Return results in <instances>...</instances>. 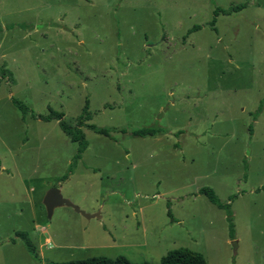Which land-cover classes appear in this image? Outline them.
<instances>
[{
    "label": "rangeland",
    "instance_id": "rangeland-1",
    "mask_svg": "<svg viewBox=\"0 0 264 264\" xmlns=\"http://www.w3.org/2000/svg\"><path fill=\"white\" fill-rule=\"evenodd\" d=\"M240 5L214 32V10ZM0 69V264H159L180 248L264 264V0H0ZM12 99L73 127L87 101L86 124L116 132L81 128L75 161L57 122ZM151 127L163 132L131 135ZM203 188L230 204L233 237ZM51 189L100 218L48 219ZM19 232L38 258L9 244Z\"/></svg>",
    "mask_w": 264,
    "mask_h": 264
},
{
    "label": "trees",
    "instance_id": "trees-1",
    "mask_svg": "<svg viewBox=\"0 0 264 264\" xmlns=\"http://www.w3.org/2000/svg\"><path fill=\"white\" fill-rule=\"evenodd\" d=\"M245 9L244 5L231 7L227 10H222L220 8H216L213 12V20L210 23L211 28L214 32L215 29V23L216 18L220 15L222 16H232L235 14L240 13L242 10ZM199 27H194L192 30L188 31V34H192L193 32L198 31ZM0 76L1 77H10V73L8 71H4L3 69H0ZM12 105L18 109L23 116L30 115V117L34 120H39L44 123H50L52 121H55L58 123V127L61 130V132L72 142L77 144V155L75 157V161H78L81 157V155L86 151L88 148V143L85 140V136L83 132L81 131V128L85 127L88 130L92 131L96 135L105 137L107 139L112 140V133L116 132V129H106V128H98L94 125H87L86 122L89 121V113H88V102H85V106L82 111V115L77 119L76 126H70L64 121V115L62 113H57L52 110H49L48 115L46 116H40L36 115L33 112H31L23 103L12 99L11 101ZM258 114H260V108L254 115V121L256 120ZM250 136L252 135V128L249 127L248 129ZM163 132L161 128L151 127L147 129H141L137 131H133L131 135L133 137L137 138H153L157 134ZM123 134L125 132H122ZM0 169H1V163H0ZM66 178V177H65ZM264 192V185L259 188L256 192ZM199 194L207 199V201L217 207L220 210H223L226 214V221L228 222V229L230 232V237H233V216L230 209V204H223L221 203L218 198L215 196L214 192L211 189L203 188L199 191ZM235 199V197H231L229 201H232ZM168 217H170V212H168ZM20 240L27 252L32 255L34 258H38L37 254V248L32 244V242L29 240L28 235L25 233H16L15 238L11 239L9 242L13 245L16 244V241ZM63 264H133L129 262L124 257H118L116 259H108L104 257L99 258H91L86 260H78V261H72L68 263ZM159 264H207L204 257L197 253L190 251L188 249L180 248L177 250H173L168 252L165 256H163L160 259Z\"/></svg>",
    "mask_w": 264,
    "mask_h": 264
},
{
    "label": "water",
    "instance_id": "water-1",
    "mask_svg": "<svg viewBox=\"0 0 264 264\" xmlns=\"http://www.w3.org/2000/svg\"><path fill=\"white\" fill-rule=\"evenodd\" d=\"M42 204L46 210V214H47V218L51 219L53 212L55 209L58 208H70L72 209L75 213L80 214L81 216H83L86 219H93V218H97L99 219V214H95V215H88L85 214L83 211H81L78 207L74 206L71 202H69L68 200L64 199L61 196V193L59 191V189H51L49 190L42 201Z\"/></svg>",
    "mask_w": 264,
    "mask_h": 264
},
{
    "label": "crops",
    "instance_id": "crops-1",
    "mask_svg": "<svg viewBox=\"0 0 264 264\" xmlns=\"http://www.w3.org/2000/svg\"><path fill=\"white\" fill-rule=\"evenodd\" d=\"M17 243H18V242H16V244H15V245H17ZM9 244H10L11 246H15V245L11 244L10 242H9Z\"/></svg>",
    "mask_w": 264,
    "mask_h": 264
}]
</instances>
